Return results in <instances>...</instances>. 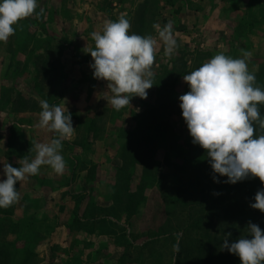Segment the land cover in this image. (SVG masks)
I'll return each instance as SVG.
<instances>
[{
	"label": "trees",
	"instance_id": "1",
	"mask_svg": "<svg viewBox=\"0 0 264 264\" xmlns=\"http://www.w3.org/2000/svg\"><path fill=\"white\" fill-rule=\"evenodd\" d=\"M151 9L152 37L158 7L155 5ZM149 11L140 9L134 12L132 30L135 34L141 35L147 30ZM255 15L256 20L249 25V30L263 19L262 15ZM17 39L15 37L12 41L14 45L18 44ZM51 42H54L56 54L61 55L62 50L57 45L59 41L51 37H44L46 54L52 51L49 49ZM208 54L204 50L190 54L182 52L181 55L173 52L153 72L152 96L141 102L140 111L134 115L135 125L118 130L119 165L105 195L109 204L99 205L84 188L69 194L72 207L66 227L70 234L83 232L106 236L108 243L123 249L115 260L119 264H161L165 249H169L173 258L169 264H240L237 256L221 249L224 236H228L230 241L245 236L249 222L264 230V213L249 206L254 203L255 193L261 189L259 179L248 177L236 184H228L223 182L226 177H218L221 182L214 183L204 150L193 144L190 136L185 146L169 139L173 131L169 123L160 118V111L174 106L177 80L204 63ZM198 55H203V58ZM251 73L255 74L256 86L264 88V60ZM58 79L55 78V83ZM0 90L3 91L0 96L7 99L5 104H8L6 89L1 86ZM183 90V94L188 91L186 83ZM259 107L264 115V105ZM89 123L83 131V139L88 136L97 138L102 133V128L96 126L94 120ZM254 129L255 135L264 134V129H260L258 124ZM165 142L163 147L167 146V150L161 163L156 155ZM33 145L32 141L22 137L19 128L13 127L8 133L4 153L8 163L20 167L24 158L31 160L35 156ZM76 160L72 170L75 166L89 163L81 157ZM91 165L93 169L95 165ZM158 182L162 186L158 212L150 219L151 230L146 231L140 243H136L133 237L137 216L147 201L149 190ZM15 187L18 189V183ZM21 200L23 211L20 217H15L16 202L0 208V264H42L40 243L48 239L54 229L44 215L38 216L37 211L42 205L37 199L26 193ZM177 242L179 252L174 248ZM79 243L84 242L78 239L75 245ZM89 246H92L91 242L85 245ZM55 248H58L57 244L50 245L52 254ZM70 253L71 249L61 250V256L65 255L61 264H80L81 254ZM129 254L131 261H128Z\"/></svg>",
	"mask_w": 264,
	"mask_h": 264
},
{
	"label": "clouds",
	"instance_id": "2",
	"mask_svg": "<svg viewBox=\"0 0 264 264\" xmlns=\"http://www.w3.org/2000/svg\"><path fill=\"white\" fill-rule=\"evenodd\" d=\"M38 0H0V42H7L20 20L32 16ZM131 25L125 16L105 22L101 32L91 33L94 47L89 50V65L94 79L106 81L107 91L102 96L114 110L130 105L132 97L145 99L153 87L151 67L155 60L157 41L151 36L129 34ZM166 55H171L177 44L172 37L171 22L158 33ZM216 54L195 70L183 75L188 91L178 97L181 117L191 142L204 150L213 173V182L236 184L248 177L258 178L261 189L254 197L252 209L264 213V134L255 135L254 125L264 129V88L256 86L255 74L249 72L247 59ZM37 127L56 135L48 143H34L35 156L24 158L20 167L6 161L0 180V208H7L19 199L15 185L39 173L41 166H49L62 174L66 164L61 154L62 141L74 134L71 113L63 107L40 101ZM218 195V193H215ZM247 234L230 241L224 236L221 249L239 258L240 264H264V230L249 222ZM230 235V234H229ZM174 248L179 252L177 242Z\"/></svg>",
	"mask_w": 264,
	"mask_h": 264
},
{
	"label": "crops",
	"instance_id": "3",
	"mask_svg": "<svg viewBox=\"0 0 264 264\" xmlns=\"http://www.w3.org/2000/svg\"><path fill=\"white\" fill-rule=\"evenodd\" d=\"M122 1H126L125 4L128 2V0ZM223 1L224 3L220 2V0H174L168 4H162L160 10L158 8V13L154 21L155 31L153 39L157 41V45L155 60L151 71L154 72L164 59V45L159 40L158 33L169 22L172 24V37L177 44L173 52L182 50L185 51V54H190L195 50H208L211 52L210 55L214 54L215 51L219 53L226 52L225 45L227 42L223 37L217 40L212 39V42L204 40L207 35L214 32L216 25H220L216 29L218 33L220 29L224 33H226L225 31H234L236 24L227 18L230 15L226 9V0ZM58 2H60L59 8H51V0H44V3L47 4L44 9V14L47 17L45 30L59 41L57 45H60L62 50L60 55V72L56 68V79H59L56 85H54L55 91L52 93V99L49 105L63 107L65 104L68 112L71 113L72 126L75 128L74 134L72 137L62 141V144L66 147L61 152L66 164L62 174L58 175L49 166L44 165L41 166L38 173L41 177H38V174L27 177L26 180L18 182L17 189L19 193L18 201L21 200L24 192V194L27 193L31 197L40 200L41 208L44 207V210L54 207L56 214L60 215L57 223L59 226L55 228L52 235L48 238L50 242L52 240L51 244H57L54 242H57L59 236L61 241L72 236L66 227V223L70 219L69 212L72 207L69 194L84 188L99 205L109 204L105 200V195L109 192L110 184L114 181L115 169L119 165L117 156L118 130L119 128H127L125 123L133 122V114L140 110L141 102L147 100L151 95V91L148 89L146 90L147 97L145 99L132 97L130 99V105L116 111L110 103H107L102 98L105 95L104 92L107 91V82L94 79L92 70L89 67L92 59L88 52L94 47L91 33L102 31L105 22H107V14L110 13L114 16L131 14L135 11L136 4L132 6V3H130L129 7L124 6L125 8L118 9L115 7L116 2L109 0L108 8L96 9L92 6V0H71V3L67 4L62 2V0H58ZM222 22L225 24L224 27H222ZM69 29L71 35L69 38H66L64 33ZM261 41L263 42V39ZM208 42L216 50L208 49L210 48ZM262 42H260V46L258 44L259 47L257 48L255 45L250 46V50L248 51L249 53L254 52V55H251L247 59V63H256L258 57L264 55ZM52 45L54 43L51 42L50 46ZM255 49H258V51H255ZM248 70H251V68ZM0 79L2 80L1 77ZM1 84L2 82L0 83V87L2 86ZM10 103L6 107H10L12 104ZM98 112L106 115L111 114L107 119L102 118L103 128L99 124L100 118L97 117ZM32 114L36 117L32 110H19L18 118L19 116L27 115L26 118L31 119L33 117ZM91 120L95 121L94 124L96 126L102 128V133L97 138L88 136L87 139H83L84 147H82L80 144L82 140L79 138H82L83 131L85 127L90 125L89 122ZM9 123L6 129H0V163H3L6 159L3 139L6 137L7 140L8 133L13 129V126L20 129L22 137L32 141L31 137H28L27 134L28 130L32 131L31 128H34L33 123H27L21 121V119H18L16 123L10 120ZM54 135V133L44 128L45 143H48ZM78 157L88 161L90 164L78 165V167L75 166V169L72 170L74 164L77 163L76 158ZM91 164L95 165L93 169H91ZM2 167L0 166V180L3 178ZM21 215H17L16 210L15 217H20ZM73 236L80 240H92L93 242L95 240L103 241L105 246H107V237L103 235L98 236L96 234L80 232ZM80 244L78 246L74 244L73 251L70 254L87 250L83 253L80 252L81 256H84V259H86L87 254H90L88 250L93 247L96 248V243H92L93 247H89L88 249L82 248ZM109 245L114 246L110 243ZM77 247L80 249L74 251ZM62 257L64 258L65 255L63 254Z\"/></svg>",
	"mask_w": 264,
	"mask_h": 264
},
{
	"label": "rangeland",
	"instance_id": "4",
	"mask_svg": "<svg viewBox=\"0 0 264 264\" xmlns=\"http://www.w3.org/2000/svg\"><path fill=\"white\" fill-rule=\"evenodd\" d=\"M114 1L116 2L115 7L118 9L125 8L124 6L129 7L130 3H132V6H135L136 4L135 6L136 13L140 9H149L150 10L148 12L149 16L147 17L146 20L148 21L147 30H145V32L141 34V36H150L151 35L150 13L152 10L151 8H154V6L156 5L160 10L162 4L164 5V3L167 4L174 0H128L127 4H125L126 1L123 2L122 0H114ZM62 2L67 4V3H71V0H62ZM92 2H93L92 6L96 9L109 7V0H92ZM220 2L224 3L223 0H220ZM59 3L60 2H58V0H51V4H52L51 8H59L60 7ZM225 3H226V9L228 10L230 15L227 18L229 20L231 19V22L233 21L234 24H236L234 26V31L233 32L225 31L226 33H224L220 29L218 33L216 29H218L220 25L218 26L216 25L214 32L210 35H207L204 40L206 41L209 40V42H212L213 40L221 39L223 37V39L227 42L225 45L226 52H224L223 54L232 58H243V53L249 52L248 50H250L249 49L250 46L255 45L256 48L260 46V42H262L261 39H263L262 48L264 49V20H263L264 0H226ZM46 6L47 4L44 3V0H38V6L34 14L28 18L20 20L16 25L13 26L15 28V32L12 36L8 38L7 42H0V77L2 78V80L0 79V81L2 82L1 85L4 86V89H6L5 94L9 96L8 103H10V100L12 103V104L10 103L11 104L10 107H6L7 104H5V102L7 101V99H3L2 96H0V129L2 130L6 129V127H8L10 124L9 123L10 120H12L14 123H16L18 119L19 120L21 119V121H25L27 123H33L34 128H31L32 131H29L27 129L28 130L27 136L31 137L33 143H45L44 128L37 127L39 121L38 114L41 111L40 101L47 100L49 103L50 100L52 99V93L55 91L54 85H56L55 78L57 77L55 70L57 68L59 69L60 72V68H61L60 65L61 58L59 54H56L57 52L54 50L55 46L52 45L49 48L52 49V51L50 50L49 55H47L45 52L46 50H44L45 48L44 37L48 39L50 37L55 38L53 35H51L49 32H46L45 30L47 17L44 14V9ZM135 11H133L131 14L129 13L122 14L130 22L131 27L129 29V34L135 33L134 30H132L134 24V17L136 14L134 13ZM256 13L258 14V16L262 15L261 18L263 19H261L262 21L254 25L253 28L249 30V25L252 24L253 20H256V15H255ZM120 16H114L113 14L109 13L106 16V19L107 21L109 20L116 21ZM224 25H225L224 22H222V27H224ZM64 34L66 38H69V36L71 35L70 29L67 30ZM15 37L16 39L18 38L17 45H14V43L12 42ZM153 37H154V32L152 38ZM55 40L57 39L55 38ZM209 42H208V46H210V48L208 49L216 50V48L210 45ZM204 51H208V50H204ZM255 51H258V49H255ZM176 52L177 54L181 55V53L182 52L184 53L185 51L178 50ZM210 53L211 52H209V54L206 55L207 58L204 60V62L208 61L216 54H219V52L216 51L212 55H210ZM250 53L251 55H254V52H250ZM163 56L164 58H166L169 55L163 54ZM198 56L199 58L200 57L203 58V55H198ZM263 60H264V55L258 57L256 63L254 62L255 64L247 63L248 69L251 68L249 72L256 71ZM52 70H54V72H52ZM184 85L185 82L183 81V79L177 80L174 87L175 88L174 106L168 107L166 110L160 111V118L168 122L171 127V130L173 131L172 136L169 139H171L172 141L176 142V144L181 146H183L187 141V139L189 138L186 125L181 117V110L179 108V100H178V97L180 95H183ZM149 90L151 91L152 89L150 88ZM2 92L3 91L0 90V95ZM151 96L152 95H150V97ZM19 109L32 110V112L36 115V117L32 114L33 117H31V119L26 118L27 115L19 116L18 118ZM139 111L140 110H138V112ZM135 113L133 114L132 117L133 122L125 123L127 125V128H133V126L135 125V121H134ZM85 115H89V114H85ZM110 115L109 114L106 115L104 113L98 112L97 117L100 118L99 124L102 126V128L104 126L102 118L107 119L109 118ZM79 139L82 140L83 138H79ZM6 141L7 140L5 137L3 139L4 152L6 147ZM166 143L167 142L163 143L161 145L162 147L160 146V148L162 149L157 153L158 155H156L157 159L160 160L161 163L163 162V157L167 150V146L163 147V145H165ZM64 148L66 147L62 144V149ZM5 161L8 163L7 159H5L4 162ZM0 166L3 165L0 164ZM139 171L140 169L137 170V173H139ZM38 177L41 176L39 175ZM161 190H162L161 183L158 182L149 190L147 194V201L140 208L139 214L137 216L138 220L134 229L135 236L133 237L135 238L134 241L136 243H140L144 239V235L145 233H147L146 231L151 230L150 219L153 216L156 217L155 215L158 212L157 209L159 208L161 202V192H162ZM23 195L24 192L22 196ZM18 200L16 202V207H18L17 215H21L23 211V203L22 200L20 201ZM37 202L38 204H40V200H37ZM54 209H55L54 207H50V209L44 210L43 207L38 209L39 212L37 211L38 216L44 215L47 218L49 225H54L53 232L55 228L59 226L57 223L59 221V216H60L56 214V210ZM76 239L77 238H75L72 235L70 238L61 241L59 236L57 242H54L57 243L58 248H55L53 254L50 251V245L52 240L51 242L48 239L43 240L39 246L40 253L43 257L42 264H61L64 259L61 256V250L63 248H66L68 250L71 249V251H73L74 244L78 240ZM85 241L83 240L84 245L82 243L80 244L82 248L88 249L90 246L85 247V245L89 242L93 244L96 243V248L91 246L93 248L88 250L90 254H87L88 255L87 258L84 259V256H81L82 258L80 264H119L115 260L122 254L123 252L122 248L111 246L109 245L108 242H106L107 246H105V243L103 241H98V240H95L94 242L92 240H85ZM78 249L80 248L77 247L74 251H78ZM85 251L81 250L80 252L83 253ZM164 252L165 255L161 259L162 260L161 264H169V261L170 263H172L173 258L171 253L169 252V249H165ZM128 261H131L130 254L128 255ZM127 264H140V263L128 262Z\"/></svg>",
	"mask_w": 264,
	"mask_h": 264
}]
</instances>
